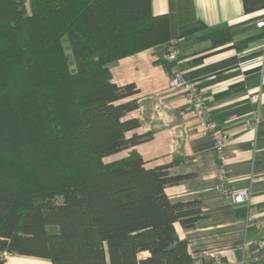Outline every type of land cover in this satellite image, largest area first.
I'll return each mask as SVG.
<instances>
[{"label":"trees","instance_id":"16d2710c","mask_svg":"<svg viewBox=\"0 0 264 264\" xmlns=\"http://www.w3.org/2000/svg\"><path fill=\"white\" fill-rule=\"evenodd\" d=\"M170 40L150 0H0V264H194L175 223L201 204L165 193L182 177L105 160L150 137L108 64Z\"/></svg>","mask_w":264,"mask_h":264},{"label":"crops","instance_id":"0c3cea01","mask_svg":"<svg viewBox=\"0 0 264 264\" xmlns=\"http://www.w3.org/2000/svg\"><path fill=\"white\" fill-rule=\"evenodd\" d=\"M150 9L167 15L171 40L108 64L114 83L138 89V107L126 117L140 125L128 135H150L122 156L135 150L146 167L170 165L169 174L182 179L165 187L168 198L200 202L193 226L175 223L194 264L210 261L208 251L221 264H264V26H256L264 0H150ZM171 43L183 78L196 84L209 116L229 137L226 181L247 190V201L233 202L218 190L214 141L185 92L170 86ZM43 261L11 256L6 264Z\"/></svg>","mask_w":264,"mask_h":264},{"label":"built area","instance_id":"2783aa9c","mask_svg":"<svg viewBox=\"0 0 264 264\" xmlns=\"http://www.w3.org/2000/svg\"><path fill=\"white\" fill-rule=\"evenodd\" d=\"M257 27L264 26V19H259L256 22ZM167 59L172 62L171 65V79L170 86L173 88L182 89L186 97L190 101L191 108L200 121L204 129L211 135L214 141V149L217 158V168L216 173L219 179L218 190L221 194L225 195L227 198H231L233 202H243L249 199V193L244 189H234L231 188L226 181V146L229 142V137L220 129L218 124L209 116L206 109V104L204 98L201 96L196 84L194 82L187 81L182 76V70L179 65V61L176 55V51L172 43L167 46ZM254 101L258 100V96L254 95L252 97ZM259 116L255 115V121L258 122ZM259 246L264 248V241L259 242ZM207 256L215 264H221L219 256L213 252L208 251ZM264 259V252H263Z\"/></svg>","mask_w":264,"mask_h":264},{"label":"rangeland","instance_id":"374dc122","mask_svg":"<svg viewBox=\"0 0 264 264\" xmlns=\"http://www.w3.org/2000/svg\"><path fill=\"white\" fill-rule=\"evenodd\" d=\"M26 4H27V3H26ZM123 154H124V153L119 152V153H116V154L111 155L110 157H106L105 160L115 159V158H118V157L122 156ZM6 257H7V261H9V258H10L11 256H6ZM19 264H30V263L20 262ZM39 264H48V262H47V261H43V262H41V263H39Z\"/></svg>","mask_w":264,"mask_h":264}]
</instances>
